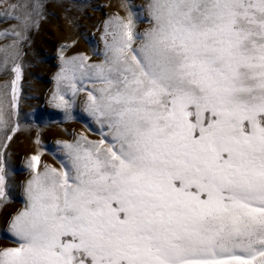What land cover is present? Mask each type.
<instances>
[{"label": "snow or ice", "instance_id": "obj_1", "mask_svg": "<svg viewBox=\"0 0 264 264\" xmlns=\"http://www.w3.org/2000/svg\"><path fill=\"white\" fill-rule=\"evenodd\" d=\"M19 7L4 15L26 32L41 4ZM104 25V60L61 57L55 77L73 98L91 81L101 139L58 141L59 169L28 159L0 264H264V0H146ZM8 176L0 156V206Z\"/></svg>", "mask_w": 264, "mask_h": 264}, {"label": "rangeland", "instance_id": "obj_2", "mask_svg": "<svg viewBox=\"0 0 264 264\" xmlns=\"http://www.w3.org/2000/svg\"><path fill=\"white\" fill-rule=\"evenodd\" d=\"M32 2L0 0V119L7 122L6 128L0 127V156L11 185L8 201L0 206V248L13 246L7 233V219L23 206L22 186L31 176L26 167L28 159L39 154L38 169L44 165L59 169L63 152L58 141L71 143L78 136L91 141L101 139L100 126L84 111L91 81L85 79L81 83L78 78L77 88L83 87L85 91L74 98L64 84L58 86L55 77L63 66L61 57L82 54L88 58V64L100 63L105 58V40L101 39L104 22L113 16L125 18L129 12L141 13L146 0H39L40 14L33 12L34 23L24 32L19 21L9 19L4 10L8 5H28L13 11V15L23 16L32 12ZM146 17L144 12L137 21V30L148 26ZM17 31L22 35L19 40L15 35H5ZM16 65L21 75L13 109L15 74L11 69ZM58 87L66 93V99L73 100L71 118H66L65 112L50 102ZM13 127L15 132L11 131Z\"/></svg>", "mask_w": 264, "mask_h": 264}]
</instances>
